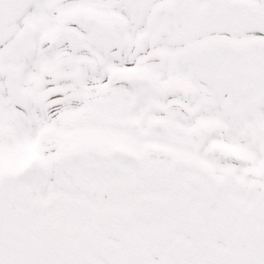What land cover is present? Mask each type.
<instances>
[{
  "label": "snow or ice",
  "instance_id": "obj_1",
  "mask_svg": "<svg viewBox=\"0 0 264 264\" xmlns=\"http://www.w3.org/2000/svg\"><path fill=\"white\" fill-rule=\"evenodd\" d=\"M0 264H264V0H0Z\"/></svg>",
  "mask_w": 264,
  "mask_h": 264
}]
</instances>
